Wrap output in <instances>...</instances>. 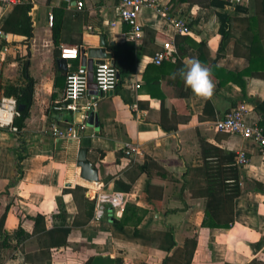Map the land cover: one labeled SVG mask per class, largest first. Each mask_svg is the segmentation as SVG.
<instances>
[{
	"label": "crops",
	"instance_id": "0c3cea01",
	"mask_svg": "<svg viewBox=\"0 0 264 264\" xmlns=\"http://www.w3.org/2000/svg\"><path fill=\"white\" fill-rule=\"evenodd\" d=\"M156 1L155 9L145 8L141 14L143 36L139 44L128 40L126 25L118 21L120 0H31L30 39L26 31L4 33L15 7L0 9V102L4 97L15 98L7 96L10 87L25 84L23 66H28V76L35 82L34 103L22 136L10 129H0V220L6 208L12 206L5 223L9 242L17 244V232L24 230L19 249L2 253L4 258L9 255L3 264H86L89 260L91 264H162L166 253L116 239L109 212L101 221L95 220L94 215L87 226L73 229L66 247L51 250L49 257L42 256L32 235L34 222L29 218L44 216L50 229L64 206L65 225L71 228L78 208L69 191L77 186L85 188L91 199L100 186L106 192L125 194L126 206L119 210L120 216L114 215L119 220L127 205L135 204L147 211L140 228L173 230L181 248L187 239L196 240L193 264H251L254 260L264 263V193L257 188V183L264 186V154L254 141L218 133L215 127L216 121L242 104L247 107L249 124L258 125L262 120L252 101H264V70L242 79H232L226 73L248 71L254 34L263 36L255 66L264 67V26L258 23L253 26L254 32L250 29L261 0H227L230 4L225 8L211 4L212 0ZM79 2L84 5L81 10ZM237 6L242 10L236 11ZM158 9L167 10L171 18L192 23L191 34H177ZM55 11L63 15L58 44L49 23V15H55ZM219 14H229L234 19L232 37L220 55L223 38ZM101 38L105 39L109 53L113 45L133 43L138 52L136 72L90 114L88 129L79 143L54 139L47 133L52 124L65 127L80 120L78 114L55 110L66 103L67 74L82 67V52L99 47ZM169 42L181 47L178 51L183 65L187 58L195 57L209 68L215 84L210 99L195 96L179 77L170 78L171 73L180 69L179 60L161 66L152 62ZM62 45L78 47L80 51L78 60L67 61V70L60 69L58 64ZM135 80L141 82L138 90L132 89ZM220 82L225 85L220 86ZM242 84L246 86L245 95ZM89 90H95L93 81ZM135 102L142 112L140 120L131 108ZM128 144L138 146L141 154L126 157ZM204 146L235 155L245 151L249 159L246 167L237 166L241 169V195L233 204L234 224L230 229L202 227L206 200L194 195L207 184ZM80 149L88 151V159L99 170V183L81 178L77 165ZM20 156L22 176L14 188L8 189V195H3L18 176ZM145 159L155 161L169 174L159 213L138 200L147 183V176L141 175L138 167ZM119 183L132 185V190L122 191ZM26 255L31 257L29 261Z\"/></svg>",
	"mask_w": 264,
	"mask_h": 264
},
{
	"label": "trees",
	"instance_id": "16d2710c",
	"mask_svg": "<svg viewBox=\"0 0 264 264\" xmlns=\"http://www.w3.org/2000/svg\"><path fill=\"white\" fill-rule=\"evenodd\" d=\"M184 1V0H180ZM230 2V1H229ZM227 0H212L211 4L225 8L229 3ZM31 0H22V3L17 5L12 15L7 20L3 31L7 34H23L26 31L28 38L33 37V29L31 23V17L29 13L32 10ZM241 7L237 6L236 11H241ZM53 22V38L56 44L59 43L60 33L62 29V12H54ZM258 17H260V20ZM264 0H261V4H257V18L251 19L250 29L252 32L253 26L260 23L264 26ZM220 20V34L222 35L223 42L218 55L225 51L227 43H229L232 37V22L234 19L229 14H219ZM192 27V23H189ZM128 29V28H127ZM263 36L253 35L251 48V65L248 71L234 74L226 72L232 79H241L244 76H255L256 71H263L264 67L255 66V60L259 59L260 44ZM176 46L179 49V44ZM111 54L114 57V66L119 73V85H121L125 78L135 74L136 72V55L138 54L135 45L133 43H125L122 45L116 44L111 47ZM180 53V52H179ZM181 58V57H180ZM177 68H182L184 65L180 60L177 62ZM214 66V65H213ZM23 76L26 79L25 84L21 86L10 87L7 92V96L15 97L18 106H22L23 110L20 112V117L15 121V126L18 129V133L21 135V130L25 125V121L30 114L31 107L34 103L35 82L28 76V66H23ZM212 67V66H211ZM26 76V77H25ZM225 83L220 82V86ZM243 94H246V86L242 84ZM252 103L255 109L260 114L262 120L260 127L264 129V101L254 100ZM242 104V103H241ZM132 105V104H131ZM237 107V106H236ZM203 156L205 159V171H206V187L200 189L198 194L194 195L206 200V208L202 221V227L208 229H230L234 224L233 218V204L234 201L241 195V169L236 165V156L230 152H224L220 149L207 146L203 147ZM209 159L216 160L215 164L209 162ZM19 163L17 167L18 176L8 186L3 195H8V189L14 188L15 184L20 180L22 176V161L23 157H19ZM140 174L147 176V183L143 193L138 199L139 202L144 203L152 212L159 213L162 210V198L165 183L169 180V174L160 167L155 161L151 159H145L143 163L139 164ZM118 187L124 192H130L132 185H124L119 183ZM257 188L264 193V186L257 183ZM72 194L76 206L78 208V214L75 222L71 228L66 227V209L61 206L60 212L54 217L56 223L50 229L47 228L46 219L42 215H37L34 218H29L34 222L33 236L37 239L42 256L51 254V250L66 247L68 240L73 232V229L87 226L94 218L95 215V201L87 196V190L81 186H77L74 190L69 191ZM1 196V195H0ZM12 206L6 208L1 220H0V264H3L9 255L5 258L3 252H15L19 249L21 239L24 236V230L20 228L17 232V244H13L8 240V233L5 231V223L9 211ZM110 213V211H109ZM147 211L139 208L135 204H128L124 217L117 219L114 214L110 213L109 221L111 223L113 236L116 239L136 243L143 247L159 250L166 253V257L162 264H193L196 250L197 241L187 239L181 248L176 237V233L173 230L165 232L151 231L148 229L140 228V225L146 215ZM31 257L26 255V260L29 261ZM89 260L86 264H91ZM251 264H264L257 260H254Z\"/></svg>",
	"mask_w": 264,
	"mask_h": 264
},
{
	"label": "built area",
	"instance_id": "2783aa9c",
	"mask_svg": "<svg viewBox=\"0 0 264 264\" xmlns=\"http://www.w3.org/2000/svg\"><path fill=\"white\" fill-rule=\"evenodd\" d=\"M70 3L71 0H65ZM238 1V0H236ZM22 0H0V9L14 8L21 4ZM156 0H120L118 6V21L126 25L128 32L126 36L128 40L139 44L143 36V25L140 23V17L145 8H156ZM81 10L84 5L78 3ZM158 14L166 19L176 29L177 34L188 36L192 32L190 24L182 18H171L168 16L167 10L158 9ZM54 15H49V23L53 26ZM115 25V24H113ZM60 58L66 61L78 60L80 51L78 47L62 45L60 47ZM180 59V54L175 42L167 43L163 50L157 52L152 59L155 65L161 66L165 62H177ZM93 83L95 84L94 92L90 93V77L89 71L84 67H79L75 71L67 74L66 85L64 91L65 105L56 107V111L65 110L74 114L80 115V120L72 122L65 127L58 124H52L48 129V134L54 139L80 142L83 133L88 129V120L92 112L98 110L100 103L108 95L114 93L119 84V73L111 61L106 60L99 63L93 68ZM132 84L133 90H138L141 87V82L135 80ZM132 111L136 118H142V112L139 110L138 103L131 105ZM246 105L235 107L226 115L225 118L219 119L215 123L218 133L237 135L243 140L254 141L264 154V129L260 125H252L246 121L247 113ZM20 117L18 103L15 98L4 97L0 102V129H10L14 133H18L15 126L16 119ZM125 156L134 158L140 155L138 146L128 144L125 147ZM249 159L245 151L237 153L236 165L244 168L248 165ZM95 201V220L101 221L104 215L112 210L114 215L120 216V209L126 206V195L116 193L114 191H104L103 187H99L96 191Z\"/></svg>",
	"mask_w": 264,
	"mask_h": 264
},
{
	"label": "water",
	"instance_id": "95a60500",
	"mask_svg": "<svg viewBox=\"0 0 264 264\" xmlns=\"http://www.w3.org/2000/svg\"><path fill=\"white\" fill-rule=\"evenodd\" d=\"M4 35H2L3 37ZM109 60L114 65L113 55L108 52L106 41L101 38L100 46L97 48L89 49L87 53L82 52V67L89 71L90 83L93 81V68L101 62ZM60 69L67 70V61L60 59L58 61ZM120 78V76H119ZM23 107L19 106V111H22ZM92 122V118L89 123ZM77 165L81 169V178L90 183H99V170L94 163L88 159V151L86 149H80L78 153ZM89 197V195H87ZM112 214V210H110Z\"/></svg>",
	"mask_w": 264,
	"mask_h": 264
},
{
	"label": "clouds",
	"instance_id": "9594fccd",
	"mask_svg": "<svg viewBox=\"0 0 264 264\" xmlns=\"http://www.w3.org/2000/svg\"><path fill=\"white\" fill-rule=\"evenodd\" d=\"M177 77L182 79L197 97L210 99L214 94L212 73L198 58H187L184 67L170 74L173 80Z\"/></svg>",
	"mask_w": 264,
	"mask_h": 264
}]
</instances>
